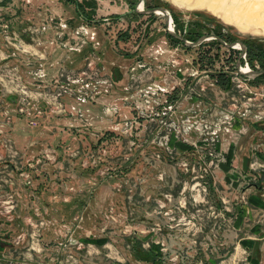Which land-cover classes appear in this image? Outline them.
<instances>
[{
    "label": "rangeland",
    "instance_id": "1",
    "mask_svg": "<svg viewBox=\"0 0 264 264\" xmlns=\"http://www.w3.org/2000/svg\"><path fill=\"white\" fill-rule=\"evenodd\" d=\"M204 1L141 2L264 69V0ZM136 2L0 0V264H264V76Z\"/></svg>",
    "mask_w": 264,
    "mask_h": 264
},
{
    "label": "water",
    "instance_id": "2",
    "mask_svg": "<svg viewBox=\"0 0 264 264\" xmlns=\"http://www.w3.org/2000/svg\"><path fill=\"white\" fill-rule=\"evenodd\" d=\"M141 1L142 0H137L136 4L134 6V11L137 13H140V14H151V13L154 14L157 11H160L164 15V26H165L167 33L169 35H171L172 37L182 41L185 46L193 47V46L199 45L202 41H204L206 39H210V38L216 39L217 41H219L220 43H222L226 47H234V45H238L240 47V52H239V55L237 56V59L235 62V67L237 69L238 74L241 77H243L244 79H252L254 77H257L259 75L264 74V69H259V70L245 69V70H243L240 62H241V57H242L243 53H245V50H246V45L244 42H242V41H226L217 34H203V35L199 36L195 41H189L186 38L179 35L178 33H176L174 31L173 27L170 28L171 17H170L169 11L165 7L157 6V7H151V8L143 9V8L139 7Z\"/></svg>",
    "mask_w": 264,
    "mask_h": 264
},
{
    "label": "bare ground",
    "instance_id": "3",
    "mask_svg": "<svg viewBox=\"0 0 264 264\" xmlns=\"http://www.w3.org/2000/svg\"><path fill=\"white\" fill-rule=\"evenodd\" d=\"M176 2H178V4H185L188 7H194V6H201L202 4H209V2H206L204 0H175ZM140 8H143L142 6V2L139 5ZM252 9V6L250 7V10ZM156 13H160V11H157ZM255 16V15H254ZM250 18V17H247ZM172 27V23L170 21V28ZM234 47L239 48L238 45H234ZM243 70H245V68H243Z\"/></svg>",
    "mask_w": 264,
    "mask_h": 264
},
{
    "label": "trees",
    "instance_id": "4",
    "mask_svg": "<svg viewBox=\"0 0 264 264\" xmlns=\"http://www.w3.org/2000/svg\"><path fill=\"white\" fill-rule=\"evenodd\" d=\"M170 36H171V35H170ZM218 42H219V41H218ZM219 43H220V42H219ZM262 76H264V74H262V75H259V76H257V77H254V78H260V77H262ZM254 78H253V79H254ZM248 80L250 81V80H252V79H248ZM252 81H253V80H252Z\"/></svg>",
    "mask_w": 264,
    "mask_h": 264
},
{
    "label": "built area",
    "instance_id": "5",
    "mask_svg": "<svg viewBox=\"0 0 264 264\" xmlns=\"http://www.w3.org/2000/svg\"><path fill=\"white\" fill-rule=\"evenodd\" d=\"M242 56H244V53H243ZM244 68H246V69H252V68H249V67H247V66H244ZM252 70H257V69H252Z\"/></svg>",
    "mask_w": 264,
    "mask_h": 264
}]
</instances>
